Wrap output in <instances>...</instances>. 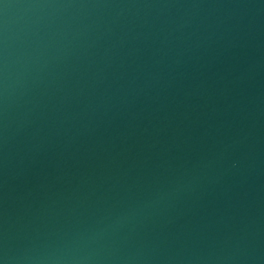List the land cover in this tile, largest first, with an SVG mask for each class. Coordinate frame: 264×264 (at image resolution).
Instances as JSON below:
<instances>
[{
    "label": "water",
    "instance_id": "water-1",
    "mask_svg": "<svg viewBox=\"0 0 264 264\" xmlns=\"http://www.w3.org/2000/svg\"><path fill=\"white\" fill-rule=\"evenodd\" d=\"M0 264H264V0H0Z\"/></svg>",
    "mask_w": 264,
    "mask_h": 264
}]
</instances>
